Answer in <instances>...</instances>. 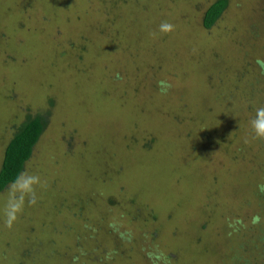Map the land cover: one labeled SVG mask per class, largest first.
<instances>
[{
  "label": "rangeland",
  "instance_id": "rangeland-1",
  "mask_svg": "<svg viewBox=\"0 0 264 264\" xmlns=\"http://www.w3.org/2000/svg\"><path fill=\"white\" fill-rule=\"evenodd\" d=\"M215 1L0 0V167L40 116L47 181L0 264H264V0Z\"/></svg>",
  "mask_w": 264,
  "mask_h": 264
},
{
  "label": "trees",
  "instance_id": "trees-1",
  "mask_svg": "<svg viewBox=\"0 0 264 264\" xmlns=\"http://www.w3.org/2000/svg\"><path fill=\"white\" fill-rule=\"evenodd\" d=\"M228 6V0H217L206 10L202 26L211 29ZM46 121L40 116L27 117L13 137L7 143L0 167V193L6 190L8 184L17 174L24 170L33 149L45 130Z\"/></svg>",
  "mask_w": 264,
  "mask_h": 264
},
{
  "label": "clouds",
  "instance_id": "clouds-1",
  "mask_svg": "<svg viewBox=\"0 0 264 264\" xmlns=\"http://www.w3.org/2000/svg\"><path fill=\"white\" fill-rule=\"evenodd\" d=\"M161 34H171L175 31V25L163 21L157 30ZM152 36L156 32L151 33ZM251 136L253 140L264 142V105L255 108L254 114L249 120ZM47 187V181L28 169L21 171L12 180L6 189V200L3 207L4 226L11 230L19 221L26 207L35 206L38 201V189ZM264 191V187H261Z\"/></svg>",
  "mask_w": 264,
  "mask_h": 264
}]
</instances>
